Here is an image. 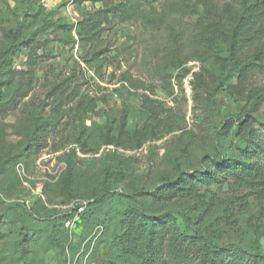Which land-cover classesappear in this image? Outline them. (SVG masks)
Wrapping results in <instances>:
<instances>
[{
  "label": "trees",
  "instance_id": "trees-1",
  "mask_svg": "<svg viewBox=\"0 0 264 264\" xmlns=\"http://www.w3.org/2000/svg\"><path fill=\"white\" fill-rule=\"evenodd\" d=\"M84 1L88 0H75V4ZM91 1L100 3L101 8L86 11L74 31L84 51L83 61L97 73L107 61L103 56L110 51V32H120L126 38L121 48L115 50L118 52L115 59L120 61L131 44L138 42L132 27H140L141 34L149 37L143 43L151 53L152 75L160 81L167 96L174 97L178 89L187 101L184 80L190 69L184 65L194 60L202 62V69L193 81L194 103L195 108L205 109L201 124L211 127L208 145L212 149L202 157L199 170L192 172H188L182 160L175 157L173 173L164 174L152 189L144 186L127 189L126 163L114 166L111 158L119 159V154L114 151L111 158L102 159L97 184L87 195L77 190L78 171L73 149L63 157L66 166L58 181L54 185L46 182L43 188L47 197L49 190L56 189L63 198L83 200L76 208L59 213L49 210L40 197L29 206L19 195L11 197L7 192L8 186L20 192L25 189L15 164L34 148L44 130L58 128L60 120L50 122L37 116L30 134L22 142V149L18 152L9 150L0 158V242L13 237L15 263L32 264L34 257L30 244L37 240V235H42L60 255L59 264H67V251L75 258L78 247L68 241L65 223L78 217L73 234L80 241L97 225L106 229L97 243L107 251L101 264H264V224L258 223L259 220H248L252 227L248 244L221 242L204 229L205 220L193 212L205 196L202 187L210 192L212 187L221 188L223 184L238 191L234 198L240 211L250 208L249 197H255L264 211V141L251 119V113L261 103L263 95L259 93L258 101H254L244 117L234 116L240 125L237 132L233 133L228 126L231 117L225 116L223 125L214 120L223 103L216 91L232 86L233 81L251 68L263 64L264 0H224L220 4L211 0H164L160 11L150 0ZM60 3L66 7L65 0ZM14 17L15 26L8 29L5 42L0 46V116L14 110L26 94L22 85L15 86V75H20L15 65L25 64L32 70L37 63L33 47L28 50L36 33L70 26L62 18L56 19L55 11L43 9L33 0H20ZM30 17L38 19L37 31L25 30L32 22L30 19L26 22ZM211 18L210 22L204 23ZM70 35L68 44L77 43L72 31ZM25 49L32 53H28V60L22 63L19 58ZM121 82L128 84L130 90L144 91L139 122L137 120L134 128L129 127L127 105H123L119 118L115 112L105 109L103 125L95 123L94 126L101 144L92 150L114 146L136 151L148 142L175 133H179L174 135L175 144L184 155H189L191 148L200 144L204 134L187 129L185 114L154 99L156 89L151 84L134 78L128 69L121 72ZM203 88L209 95L206 99L200 97ZM97 107L95 100L83 95L74 110L77 117H85L95 113ZM80 127L81 132L73 142L88 153L91 151L85 148L88 128L84 121H80ZM228 139L234 140L239 151L225 148ZM244 189L247 193L242 192ZM217 197V192H212L209 201ZM12 198L14 201H10ZM193 200L197 203L190 204Z\"/></svg>",
  "mask_w": 264,
  "mask_h": 264
},
{
  "label": "rangeland",
  "instance_id": "rangeland-1",
  "mask_svg": "<svg viewBox=\"0 0 264 264\" xmlns=\"http://www.w3.org/2000/svg\"><path fill=\"white\" fill-rule=\"evenodd\" d=\"M19 1L0 0V10L2 11L0 14V46L5 42V33L10 27L15 26L14 15L18 13ZM150 1L159 11L164 5V0ZM211 1L220 4L224 0ZM33 2L35 5H41L43 9L55 11L56 19L62 18L64 23L70 24V26L54 28L48 33L37 32L34 42L28 48L30 50L33 47L37 63L32 70H29L25 64L17 63L15 65L16 70L19 71L17 73H20V75H15V86L22 85L26 94L19 99L14 110L0 116V158L9 150L18 152L22 149V142L30 134L35 117L41 116L50 122L53 119L60 121L57 123V130L54 131L51 128L44 130L34 148L28 150L25 157L15 164L14 168L25 189L20 192L13 186H8V194L11 197L19 195L20 200L29 206H32L40 197L49 210L59 213L76 208L77 204L82 203L83 200L63 198L56 189L49 190L48 198L43 191L46 182L54 185L58 181L66 166L63 157L73 149L76 153L74 160L78 171L77 190L83 195L89 194L91 189L96 186L102 159L104 157L111 158L114 151L119 154V159L111 158L114 166H124L126 163L124 167L128 169L129 175L125 183L127 189L136 186L152 189L164 174L173 173L172 162L175 157L182 160L188 172L199 170L202 157L212 149L208 145L211 127L201 124L205 109L204 107L195 108L194 103L193 81L195 74L202 69V62L194 60L184 65L185 68L190 69L184 80L187 101L184 100L178 89L174 97H169L161 89L160 81L152 75L151 53L145 49L146 45L143 43L149 37L141 34L140 27H132V31L138 35V42L131 44L130 50L124 52L125 55L120 57V61L115 59L118 53L115 50L121 48L126 38L120 32H110L108 36L110 51L103 56L107 61L97 73L95 68L87 66L83 61L84 51L77 40L78 36L74 27L78 26L86 11H95L101 8V4L88 0L76 3L69 10L67 7L64 8L59 0H33ZM29 19L32 22L27 29L24 26L25 30L27 32L37 31L38 19L30 17L26 19V22ZM211 20L212 18L204 20V23ZM70 31L77 43L68 44V40L71 38ZM28 50L25 49L20 54L19 60L22 63L28 60V53H32ZM262 61L261 66L251 68L246 74L233 81L232 86L216 91L218 97L223 99V103L214 120L217 124L223 125V118L231 117L228 126L231 127L233 133L237 132L240 125L234 116L244 117L254 101H258L257 97L261 93L263 99L260 104L255 106L251 113V119L264 141V57ZM127 69L134 78L151 84L156 89L154 99L161 101L165 107L185 114L187 129H194L196 132L204 134L200 144L191 148L189 155L182 154L175 144L174 135L179 133L168 135L158 141L148 142L143 148L136 151H125L114 146H102L97 151L92 150L101 144V137L95 131L94 126L95 123L103 125L105 109L115 112L119 118L122 115L123 105H127L129 127L134 128L137 120L139 122L138 117L143 110L142 95L144 91L130 90L128 84L121 82V72ZM83 95L95 100L98 107L93 114L77 117L74 108L77 100ZM200 97L205 99L209 97L206 88H203ZM80 121H84L88 128L86 133H88L89 139L85 145L86 149H91L88 153H84L82 148L73 142V139L81 132ZM139 125L141 127V124ZM224 144L226 149L234 152L239 151L233 139H228ZM262 160L264 163V156ZM201 191L205 196L202 197L198 208L193 212L205 220L204 229L218 241H236L248 244L252 234V227L250 224L248 225L249 218L254 221L259 220L258 223L261 225L264 224V211L258 205L255 197H249L250 208L242 212L234 198L238 191L230 188L228 184H223L221 188L212 187L210 192H206L205 187H202ZM212 192H217L218 197L210 202ZM242 192L247 193V189ZM10 201H14V199L12 198ZM84 203L86 202L84 201ZM191 203L195 204L197 200H193ZM187 205L189 204L187 203ZM77 219L78 217H75L74 220L65 223V229L68 230V241H72L78 247L75 258L71 252L67 251V264H101L107 251L103 247L97 246V243L106 229L102 225H97L88 237L80 241L79 237L73 234ZM61 236L65 239L63 233ZM15 250L13 237L0 242V264H16ZM30 252L34 257L32 264L60 263V255L42 235H37V240L30 244Z\"/></svg>",
  "mask_w": 264,
  "mask_h": 264
},
{
  "label": "built area",
  "instance_id": "built-area-1",
  "mask_svg": "<svg viewBox=\"0 0 264 264\" xmlns=\"http://www.w3.org/2000/svg\"><path fill=\"white\" fill-rule=\"evenodd\" d=\"M61 1V0H59ZM66 1V7L70 10L75 5V0H65Z\"/></svg>",
  "mask_w": 264,
  "mask_h": 264
}]
</instances>
